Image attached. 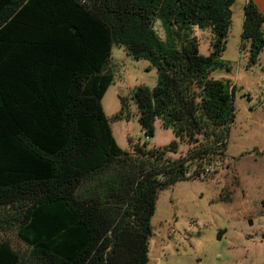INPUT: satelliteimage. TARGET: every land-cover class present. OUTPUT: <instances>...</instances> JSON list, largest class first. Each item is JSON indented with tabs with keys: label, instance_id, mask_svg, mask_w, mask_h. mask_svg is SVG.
<instances>
[{
	"label": "trees",
	"instance_id": "16d2710c",
	"mask_svg": "<svg viewBox=\"0 0 264 264\" xmlns=\"http://www.w3.org/2000/svg\"><path fill=\"white\" fill-rule=\"evenodd\" d=\"M235 2L0 0V237L15 231L25 244L0 238V264H148L159 191L227 155L236 87L211 75L226 67ZM195 28L213 32L210 55ZM242 40L256 65L264 15L252 0ZM114 46L156 69L157 85L133 100L146 138L161 120L170 145L131 154L116 144L102 105Z\"/></svg>",
	"mask_w": 264,
	"mask_h": 264
},
{
	"label": "rangeland",
	"instance_id": "374dc122",
	"mask_svg": "<svg viewBox=\"0 0 264 264\" xmlns=\"http://www.w3.org/2000/svg\"><path fill=\"white\" fill-rule=\"evenodd\" d=\"M245 5V0H236L232 7V26L221 55L226 67L211 75L236 87L227 155L218 165L212 163L213 176L202 173L159 191L148 264H264V52L256 65H250L249 42L242 48ZM155 28L166 40L160 21ZM193 36L198 38L201 55L213 52L211 30L195 28ZM111 69L114 82L102 105L116 144L134 154L136 145L152 150L175 141L174 132L164 128L161 120L156 121L155 136L149 139L139 123L133 91L157 85L151 62L137 61L124 47L114 46ZM123 100L126 117L117 119ZM190 147L183 144L178 154L169 152L168 156L177 159ZM0 238L15 248H25L15 231Z\"/></svg>",
	"mask_w": 264,
	"mask_h": 264
},
{
	"label": "crops",
	"instance_id": "0c3cea01",
	"mask_svg": "<svg viewBox=\"0 0 264 264\" xmlns=\"http://www.w3.org/2000/svg\"><path fill=\"white\" fill-rule=\"evenodd\" d=\"M245 1L247 2L248 0H245ZM252 1L257 6L258 10L264 15V0H252ZM262 53H261V55H262Z\"/></svg>",
	"mask_w": 264,
	"mask_h": 264
},
{
	"label": "built area",
	"instance_id": "2783aa9c",
	"mask_svg": "<svg viewBox=\"0 0 264 264\" xmlns=\"http://www.w3.org/2000/svg\"><path fill=\"white\" fill-rule=\"evenodd\" d=\"M214 172H215V169L213 168L212 164H207V165L202 169V173L213 174Z\"/></svg>",
	"mask_w": 264,
	"mask_h": 264
}]
</instances>
